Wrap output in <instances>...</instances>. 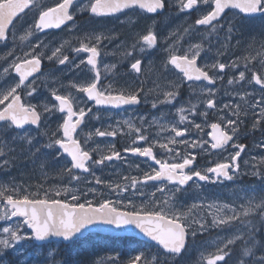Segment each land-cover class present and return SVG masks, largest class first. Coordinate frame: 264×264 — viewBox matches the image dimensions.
<instances>
[{
    "label": "snow or ice",
    "instance_id": "6c2138e0",
    "mask_svg": "<svg viewBox=\"0 0 264 264\" xmlns=\"http://www.w3.org/2000/svg\"><path fill=\"white\" fill-rule=\"evenodd\" d=\"M168 7H176L180 14L199 13L194 25L200 27H185L165 38L161 78L174 70L176 78L147 92L143 81L136 87L119 85L115 79L102 82L99 64L103 41L115 39L113 33L84 32L75 44L64 40L58 46L39 38L50 29L78 31L79 13L92 18L125 14L126 10L159 15ZM229 11L241 19L221 24ZM28 12H33V19L24 27L22 17ZM246 20L260 21V32L247 40L241 31ZM201 29L207 35L191 43L192 35ZM185 38L189 41L186 48L182 43ZM257 38L259 49L254 48ZM17 40L27 42L24 49L16 46ZM159 46L158 33L148 27L137 33L131 44L118 45V50L129 61L130 74L142 75L144 54ZM0 47L8 49L6 55H0V172L10 174L24 162L32 166L33 174L39 171L47 178L49 158L64 161L55 170L61 186L45 188L39 183L33 189L26 182L17 184L15 178L0 184V264H76L57 259L59 250H53L51 242L58 240L71 248L84 232L100 224L118 230L134 228L152 242L127 264H177L190 240L194 243L198 236L213 231L225 236L218 239L215 251L207 255L201 251L197 264H228L238 245L242 252L235 264H252V257H256L254 264H264V240L257 239V233L264 229V155L244 160L242 168L247 145L239 142L248 134L250 114L251 132L264 135V0H172L171 4L169 0H56L54 6L39 0H0ZM214 47L216 55L211 62L198 63ZM241 48L249 54L237 55ZM224 56H228L227 61L221 59ZM45 59L69 72L83 73L84 79L65 84L53 78L38 83ZM104 71L115 78L117 64L104 65ZM229 71L232 76L227 85L259 86V98L247 90L233 89L236 99L221 105L216 85L225 82ZM185 86L192 96L185 102L187 106H177ZM153 91L156 95L151 109H175L167 123H161L167 120L163 113L152 115L151 120L142 115L138 123L125 119L115 127L101 124L81 137L91 120H102L100 111L94 112L89 102L97 109H121L147 103ZM210 116L215 117L213 122H209ZM52 117H57L54 126H50ZM196 117H202V122L197 123ZM153 126L159 129L155 136ZM118 134L131 141L123 153L145 158L146 167L136 164L137 175L120 174L115 181L102 179L97 169L114 161H128L115 144L101 147L90 141ZM257 147L264 149V141ZM199 154L219 159L197 167ZM243 175L258 178L260 188L241 189L243 197L234 190L239 206L215 200L205 203L199 194L191 204L182 199L193 187L202 190L200 182L235 183ZM257 252L261 253L258 257ZM107 264L121 262L110 257Z\"/></svg>",
    "mask_w": 264,
    "mask_h": 264
},
{
    "label": "flooded vegetation",
    "instance_id": "af4514ba",
    "mask_svg": "<svg viewBox=\"0 0 264 264\" xmlns=\"http://www.w3.org/2000/svg\"><path fill=\"white\" fill-rule=\"evenodd\" d=\"M40 3L54 6L56 3V0H39ZM172 3V0H169V4ZM199 17V13L192 12L191 15L186 14H180L177 11L176 7H168L166 8L161 14L155 15V14H147L144 13L141 10H135L134 12H130L128 10L125 11V14H117L116 16H109V17H96L92 18L89 17L87 13H79L76 16V24L78 25V31L74 30L73 32H69L67 28H61V29H50L46 30L44 33L39 34V38L46 43H49L52 46H58L59 43H61L64 40H69L75 44L76 37L83 35L84 32H91L93 30L97 32H105V33H113L115 35V39H112L111 41L105 40L103 41V50H102V56L100 58V70L102 74V82L104 84H107L115 79L116 82H118L119 85H128L132 87H136L139 85L140 81H143V87L145 89V92H147L149 89H155L157 84H165L168 80H174L175 77V70L173 72L164 73L163 78H161V61L165 58V53L163 51V48L165 47V38L168 37L171 33L169 30H175V27L179 28V31H182L185 27H191L193 30L196 27L194 21ZM33 19V12H28L26 16L22 17L23 26L27 27L28 24L32 22ZM241 19L240 16L235 15L234 11H229L228 14L222 18L221 24H225L227 21L233 20V21H239ZM131 21V22H130ZM259 20H246L243 22V28L241 31L248 32L252 27H260ZM108 26V27H107ZM110 26V27H109ZM21 25L17 24V28H20ZM148 27H152L154 31L158 33V42L159 47L154 50H148L147 53L143 56V74H135L131 73L130 70V64L129 61L124 59L120 54L118 50V45H121L124 42H127L129 44L132 43L134 37L137 35V33H142L146 31ZM201 35H207L206 32L201 29L200 32H196L191 37V43L195 42L196 39L199 38ZM224 39V34H220V40L222 41ZM184 47L189 46V41L187 38H185L184 41H182ZM212 43L215 45L216 40L213 39ZM27 42H21L17 40L16 46L20 49H24ZM11 47V45L9 46ZM8 49L0 47V55H6ZM19 54V53H18ZM233 58V56L231 57ZM224 61L228 60L227 58H221ZM203 62H211L209 59V56H203V60H199L198 63ZM117 64L118 73L113 77L112 73L105 74L104 71V65H111V64ZM41 70L43 75L40 77V81L38 83L48 80L51 81L53 78L57 80H63L65 84H67L70 80H77V79H84L83 73H74L69 72L65 66H60L58 64H53L52 62L47 61L46 59L42 61ZM55 74V76H53ZM106 75V78H105ZM232 72L229 71L228 75L225 77V82L221 84L220 82L217 83L216 87L220 91L218 92L217 97L223 96V99L225 100H234L236 99L235 92L233 89H239L241 92L244 90H247L249 93H259V86H255V89L247 84H244L243 88H240L239 84L234 85H227L226 80L228 78H231ZM186 89H188L186 92H184ZM191 90L185 86L181 89V95L178 98V104L177 106H180L183 104L184 106H187L185 103L190 97L186 96L189 94ZM43 95V93H42ZM156 95V92L153 91L152 93H149L148 95V102L144 103L142 102L139 105L135 106H125L121 109H110V110H103V109H97L93 102H89L90 107H93V111H100L102 120L96 121L91 120L87 126L83 128V132L81 133V137L84 136L85 133H87L90 130H94L95 127H100L101 124L107 126L108 124H112L113 127L117 125L118 121H123L125 119H132L139 122L140 116H146L149 120H151L152 115L160 116L161 113H163L167 120H161V123H167L168 120H171L172 117L175 114V109L168 107H163L160 112H157L156 110L151 109V100ZM256 96V95H255ZM216 97V99H217ZM229 97V98H228ZM259 98V97H258ZM257 98V99H258ZM41 97H35L33 98L32 102L36 103L37 101L41 100ZM218 101V100H217ZM228 101V102H229ZM195 102V100H193ZM59 115V114H57ZM196 122L200 123L202 122V117H196ZM215 119L214 116L209 117V122H213ZM57 117H52L51 119V125L54 126L56 123ZM251 114L249 115V119L246 121V126L248 129V134L243 135L240 138L241 143H244L247 145L246 153H251V150L254 147H257L258 143L260 141H264V135L261 134L260 131H255L253 134L251 132ZM159 129L156 126H153L151 129L152 134L155 136L156 132ZM79 131V130H78ZM195 130H193L194 132ZM207 131V129H206ZM124 132H127V129H124ZM167 133H162L161 136H166ZM194 138V137H189ZM90 143L95 146V143H100L101 147H104L108 143L115 144L116 149L120 150L122 152V155L126 157V160L128 163H125L123 161H114L111 165L108 167H103L101 169H97V175H100L102 179L106 180H112L115 181L118 177H120V174L124 175H137V171L135 168L136 164H140L141 168H145L144 160L145 158L136 157L129 153H123V148L126 147L128 144L131 143L130 139L126 135L118 134L115 138L107 137V138H101V137H94L93 141H90ZM156 149H154L155 151ZM262 152H264V149H261ZM242 154V157L245 155ZM216 159H219L217 156H206L205 154H199L197 155L196 160V166L197 167H204L208 165L209 161H214ZM55 164L52 162L53 168L57 169L60 166V162L54 161ZM62 164L64 163L63 160H61ZM245 180H252L251 175H243L242 176ZM139 203V201H137Z\"/></svg>",
    "mask_w": 264,
    "mask_h": 264
},
{
    "label": "rangeland",
    "instance_id": "374dc122",
    "mask_svg": "<svg viewBox=\"0 0 264 264\" xmlns=\"http://www.w3.org/2000/svg\"><path fill=\"white\" fill-rule=\"evenodd\" d=\"M260 22V21H258ZM179 30L178 27H175V30H169L170 33L175 32ZM260 32V27H252L250 31L245 32L242 31L243 38L247 40L252 34H258ZM198 42V39H196L195 42ZM259 38H257V41L254 45V48L259 49ZM207 47V45H205ZM237 55H248V50L245 48H241L236 53ZM252 55H255V52L253 51L251 53ZM216 55V48L214 47L212 51L208 54L209 59ZM221 58H227V56L221 57ZM233 60L236 59V56H233L231 58ZM243 63V62H241ZM243 70V69H241ZM188 89H186L184 92H186ZM256 98L259 97L258 93H255ZM186 96L191 97L192 93L190 92ZM229 98V97H228ZM218 102L222 105L223 103H227L229 100H225L221 97H217ZM45 138L41 137V140L43 141ZM259 156L264 155V152L258 147H254L251 150V153L245 154L242 157V168H243V161L249 160L251 156ZM52 162L55 164L54 161L49 158V177H44L41 175L39 171H36L35 174H33L32 166L30 164H26L24 162H21L20 166L16 169H14L10 174H5L3 172H0V184L6 183L8 181L13 180L15 178V181L17 184L26 182L27 184H31L33 186V189H35V186H37L39 183H43L45 188L49 187H58L61 186L59 183V177L55 175V167L53 168ZM60 165H62L61 160L59 161ZM203 184V189H198L193 187L192 189H189V192L182 198L183 201H185L188 204H191L193 202H196L197 194H199L200 200H203L205 203H211L213 200H215L217 203H230L235 202L237 206H239L240 201L236 200V197L233 195L234 190L238 192V194L243 197L244 192L240 191L241 189L245 188H252L255 187L258 189L260 188V181L256 177H252V180H245L242 176L241 178L236 181L235 183L227 182L225 181L223 184H207L204 182H200ZM242 211V209H240ZM243 219V217H242ZM225 236V233H220V235H217L216 231H213L210 235L205 234L203 236H198L195 240V242H189L188 250L180 257L178 258L177 264H197V262L200 260L201 257V251H204V254L207 255L210 251H215V245L218 241V239H223ZM131 238V237H128ZM103 242V243H102ZM141 242V241H140ZM77 244V245H76ZM74 246H72L70 249H66L68 253H71L70 256H73L76 264H107L110 257H118L120 262L125 258V256L133 257L136 255V252L138 251H145L148 246H145L144 250H141V243H138L137 241L127 240L124 241V244L122 246L117 245L116 249H110L105 248L106 242L103 241L100 238H96L95 234H92L90 239L87 241H78L76 242ZM51 247L53 250L58 249L60 255L57 257V259H63L64 257V244L62 242H54L51 243ZM83 248L84 255H77L75 254L77 249ZM205 249H207L205 251ZM81 254V251H80ZM106 254V255H105ZM37 255L39 253L37 252ZM123 255L124 257H121ZM130 258H126V264L127 261ZM35 264V262H33Z\"/></svg>",
    "mask_w": 264,
    "mask_h": 264
},
{
    "label": "trees",
    "instance_id": "16d2710c",
    "mask_svg": "<svg viewBox=\"0 0 264 264\" xmlns=\"http://www.w3.org/2000/svg\"><path fill=\"white\" fill-rule=\"evenodd\" d=\"M90 237H91V235H88V236H86V237L79 238L78 241H81V242H82V241H87V240L90 239ZM96 238H100V239H102L103 241L106 242V244L103 245V246H105V248L108 247V248H110V249H116V250H118V248L116 247L117 245L122 246V245L124 244V241L134 239V238H128V237H121V238H118V237L99 236V235H96ZM257 239H258V240H264V229H261V230L257 233ZM78 241H77V242H78ZM134 241H137L138 243H141V245H142V246H141V250H144V249H145V246L150 245V244H148V243L140 242V241H138V240H136V239H134ZM102 243H103V242H102ZM76 245H77V244H76ZM66 249L68 250V249H70V248H69V247H64V250H65V251H63V252H64V257H63V259H70V260H72V261L75 262L73 256H70L71 253H68V251H67ZM80 251H81V254H80ZM83 251H84L83 248H79V249H77V251H76L75 254H77V255H79V256H80V255H84ZM241 252H242V249H241V247L238 245L237 248H236V250L233 252L231 259H228V264H235L236 259H237V256H238ZM137 253H138V252H136V254H137ZM260 254H261L260 252H257L256 256L258 257ZM121 257H124V256L121 255ZM126 258H131V257H129V256H125V258L121 261V264H126V260H125ZM246 259H248V258H246ZM250 259L252 260V264H254V261H255L256 257H252V258H250Z\"/></svg>",
    "mask_w": 264,
    "mask_h": 264
},
{
    "label": "water",
    "instance_id": "95a60500",
    "mask_svg": "<svg viewBox=\"0 0 264 264\" xmlns=\"http://www.w3.org/2000/svg\"><path fill=\"white\" fill-rule=\"evenodd\" d=\"M90 233H97L101 235L118 236V237H134L138 240H141L147 243H152L146 237L140 234L138 230L134 228L127 229V230H118V229H115L113 226L100 224V225L91 227L88 231L84 232L83 236L81 237H84ZM52 242H58V240H53Z\"/></svg>",
    "mask_w": 264,
    "mask_h": 264
},
{
    "label": "bare ground",
    "instance_id": "6f19581e",
    "mask_svg": "<svg viewBox=\"0 0 264 264\" xmlns=\"http://www.w3.org/2000/svg\"><path fill=\"white\" fill-rule=\"evenodd\" d=\"M108 27V26H107ZM110 27V26H109ZM104 32V31H103ZM22 165V164H21ZM19 169V168H18ZM106 255V254H105Z\"/></svg>",
    "mask_w": 264,
    "mask_h": 264
}]
</instances>
